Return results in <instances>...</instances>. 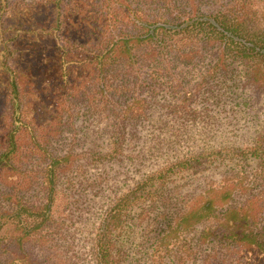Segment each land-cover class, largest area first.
<instances>
[{
  "label": "trees",
  "instance_id": "16d2710c",
  "mask_svg": "<svg viewBox=\"0 0 264 264\" xmlns=\"http://www.w3.org/2000/svg\"><path fill=\"white\" fill-rule=\"evenodd\" d=\"M144 1L164 7L171 18H151L131 0H0V185L6 188L0 194V229L1 237L21 251L6 264H35L23 246L36 241L52 219L58 178L80 157L72 151L55 155L50 144L69 123L76 100L109 103L120 65L132 70L140 58L156 59L168 47L169 35H182L184 42L215 48L216 68L236 59L247 66L251 82L264 84V27H248L244 12L230 9L206 16L198 12V1L207 0H186L188 10L181 11L174 0ZM192 53L181 55L190 59ZM143 109V99L135 97L115 114L133 118ZM118 151L115 142L111 153ZM227 151L256 158L264 174V144ZM223 155L210 151L181 158L120 194L96 230V264H121L120 237L130 211L143 205L140 215H148L145 207L165 201L172 176L196 171ZM37 162L43 163L39 170ZM259 179L232 173L187 198L159 234L155 258L161 261L175 252L185 263L199 247L180 244L184 235L210 221L196 238V246H214L202 264H215L214 258H219L216 264H264V235L254 230L264 196L251 193ZM36 184L45 192L39 206L22 195ZM238 194L247 197L233 205Z\"/></svg>",
  "mask_w": 264,
  "mask_h": 264
},
{
  "label": "rangeland",
  "instance_id": "374dc122",
  "mask_svg": "<svg viewBox=\"0 0 264 264\" xmlns=\"http://www.w3.org/2000/svg\"><path fill=\"white\" fill-rule=\"evenodd\" d=\"M131 1L151 18H171L160 5ZM174 1L180 11L188 10L186 0ZM230 9L244 12L248 27H264V0L198 1V12L206 16ZM181 36L169 35L168 47L156 59L140 58L132 70L120 65L113 74L109 103L74 102L69 123L51 142L50 150L55 155L72 151L80 157L58 178L52 219L40 229L36 241L23 246L35 264H96L94 237L111 203L151 172L194 154L224 152L223 158L204 162L196 171L172 176L164 189L165 201L145 207L148 215H140L143 205L130 211L120 237L121 264H182L175 252L161 261L155 258L159 234L187 198L229 174L259 177L251 193L264 196V174L258 160L227 154V150L264 144V84L249 80L242 61L229 59L225 68H216L215 48L189 39L184 42ZM190 49L194 50L190 59L181 55ZM135 97L144 101L143 114L119 118L115 110ZM115 142L119 151L113 154ZM42 165L37 162L34 168L39 170ZM5 191L0 185V194ZM22 195L36 206L45 202L40 184ZM246 197L238 194L232 204L241 205ZM210 224H198L184 235L180 244L199 249L183 264H202L212 252L211 243L196 246L199 231ZM254 230L264 235V204ZM1 236L3 229L0 264H6L21 251ZM218 259L214 258L215 264Z\"/></svg>",
  "mask_w": 264,
  "mask_h": 264
}]
</instances>
